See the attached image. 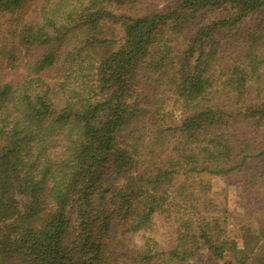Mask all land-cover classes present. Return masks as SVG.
Returning a JSON list of instances; mask_svg holds the SVG:
<instances>
[{
    "label": "trees",
    "instance_id": "obj_1",
    "mask_svg": "<svg viewBox=\"0 0 264 264\" xmlns=\"http://www.w3.org/2000/svg\"><path fill=\"white\" fill-rule=\"evenodd\" d=\"M30 1L0 0V55L27 57L22 81L0 79V264H264V101L236 104L264 67V0H38L16 15ZM232 46L244 55L226 61ZM206 176L238 178L236 236ZM158 215L175 224L165 243L136 246Z\"/></svg>",
    "mask_w": 264,
    "mask_h": 264
},
{
    "label": "rangeland",
    "instance_id": "obj_2",
    "mask_svg": "<svg viewBox=\"0 0 264 264\" xmlns=\"http://www.w3.org/2000/svg\"><path fill=\"white\" fill-rule=\"evenodd\" d=\"M179 0H145V8L147 11L151 12H168L173 11L175 7L177 6ZM41 1L34 0L28 2L21 10H18L19 17H23L26 20L33 19L35 15L38 13L39 9L41 8ZM222 13V11H213L207 14V17L211 14H219ZM6 15H2L0 17V44H5V46L2 48L4 51L8 52L11 50V44L13 42H10V39L7 35V28L8 23L4 22V17ZM8 16V15H7ZM7 18V17H5ZM251 21H255V18H251ZM165 28H168L165 30L164 33V39H171L172 45L175 47V49L180 50L182 49L184 45V41L186 40V36L182 34V30L176 27V30L173 29L172 26H167ZM10 29H15L13 25H10ZM173 32V33H172ZM171 34H175L174 36H171ZM185 37V38H184ZM1 49V50H2ZM0 50V51H1ZM25 51H18V63H11L8 59L7 55H0V79L4 82H10L15 83L18 81H22L24 78V74L22 72L23 63L26 61ZM244 52L243 49L237 48V47H231L228 49V52L226 53V61H230L231 59L240 58L243 57ZM17 68H14L16 67ZM64 73H62L63 75ZM55 74L50 76V74H46V77H43L44 80L47 83H55L59 82L61 80L54 79ZM136 77L137 79L144 84H151L153 86H157L156 81L153 76H151L145 69L140 68L138 71H136ZM258 79L255 82H251L247 86V90L245 92V95L243 96V100L240 102H237L236 104L239 107H247L252 104H258L264 101V67H262L258 74ZM71 80L79 82L82 80V78L79 76L78 72L72 71ZM156 84V85H155ZM159 86V85H158ZM157 86V87H158ZM165 88L161 87L159 88L160 94L165 95L166 99H169L168 92H165ZM178 114L175 112L174 117H176ZM264 133H256V139H263ZM206 180L209 182L212 191L214 194H216L215 197H217L218 200L221 198H225L226 206L228 210L234 215H232L234 218L230 219L228 221V229L231 236L237 235V222L240 220L239 217H237L239 214H243V211L239 207V184H238V178L235 176L231 177H214V176H206ZM249 204V202H248ZM244 216V215H243ZM242 216V218H243ZM257 220L253 219L252 222L255 223ZM175 224L171 219L166 218L164 215H158L153 218V224L152 229L150 231L140 232L133 236V241L136 246L140 247L142 245H150L154 246L155 248L159 247L160 245H163L166 241V238L168 236V233ZM204 263L211 264L214 262L213 258L211 256L207 255L206 253H202Z\"/></svg>",
    "mask_w": 264,
    "mask_h": 264
}]
</instances>
